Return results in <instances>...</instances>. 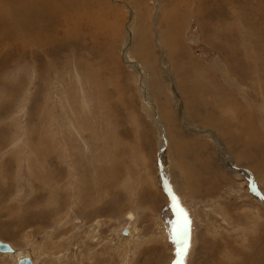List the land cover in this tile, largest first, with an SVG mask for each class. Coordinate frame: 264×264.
Returning <instances> with one entry per match:
<instances>
[{
    "label": "rangeland",
    "instance_id": "374dc122",
    "mask_svg": "<svg viewBox=\"0 0 264 264\" xmlns=\"http://www.w3.org/2000/svg\"><path fill=\"white\" fill-rule=\"evenodd\" d=\"M181 1L1 35L0 241L34 264H173L166 184L187 264H264V0Z\"/></svg>",
    "mask_w": 264,
    "mask_h": 264
},
{
    "label": "bare ground",
    "instance_id": "6f19581e",
    "mask_svg": "<svg viewBox=\"0 0 264 264\" xmlns=\"http://www.w3.org/2000/svg\"><path fill=\"white\" fill-rule=\"evenodd\" d=\"M76 1L77 0H0V37L3 34L2 38H6V40H13L16 36L13 34L12 31L16 27H20V28L24 29L25 31H28L29 33H31V32L34 33L36 31L35 27H36L37 23H40V25H41L40 29L35 34H37V36H40L41 40L43 38V40L45 41V38H47L48 36L53 35L52 32L56 28L55 22H57L56 21L57 14L59 12H61L62 10L72 9V7L74 5H77L79 3V2H76ZM212 1H214V0H212ZM225 1L227 2V0H219V4L217 6L218 7H223L225 5L230 4L231 7H233L234 3L232 4L231 2H235L236 3V0H229L228 4L223 5L222 3L225 2ZM175 4H173V6ZM177 4H179V2H177ZM212 4H214V3H212ZM85 5H86V3H84V6ZM170 5H172V4H170ZM184 5L187 6L186 9L191 11V8H192L193 5L197 6L198 9H199V8H202L203 4H202V0H186ZM205 8H207V7H205ZM205 8H203V9H205ZM209 8H208V10H209ZM214 8H216V7H214ZM224 8L225 7H223L222 10H224ZM239 8H241V7H239ZM78 12H77V14H78ZM219 12H221V10ZM219 12H217V13H219ZM209 14H211V13H209ZM213 14H215V13H213ZM246 15H247V13H246ZM205 16L207 17V15H205ZM224 16H226V15H224ZM74 18H75L76 21L79 20V19H77V16H76V17H72V21H73ZM239 18L241 19L240 16H239ZM80 19H81V17H80ZM243 19H245V18H243ZM69 20H70V18H67L66 22H68ZM246 21H247V19H246ZM249 28H251V26ZM63 31L67 32V30H63ZM46 32H47V34L44 35V33H46ZM2 40H0V41H2ZM6 40H5V42H6ZM3 42H1V44ZM0 46H3V48L6 47L4 44L0 45ZM132 215L133 214L130 213L129 217H131ZM0 251L2 253L5 252L4 254H7V255L16 254L17 257H18V261L20 259H22V258H25V257H29L30 258V255H26V254H23L22 252L15 251V249L9 243L3 242V241H0ZM31 261H32V259H31ZM32 263H33V261H32Z\"/></svg>",
    "mask_w": 264,
    "mask_h": 264
},
{
    "label": "snow or ice",
    "instance_id": "6c2138e0",
    "mask_svg": "<svg viewBox=\"0 0 264 264\" xmlns=\"http://www.w3.org/2000/svg\"><path fill=\"white\" fill-rule=\"evenodd\" d=\"M164 190L170 198V207L177 216L171 233V240L176 247V259L173 264H187V258L191 253V219L172 188L166 184Z\"/></svg>",
    "mask_w": 264,
    "mask_h": 264
},
{
    "label": "water",
    "instance_id": "95a60500",
    "mask_svg": "<svg viewBox=\"0 0 264 264\" xmlns=\"http://www.w3.org/2000/svg\"><path fill=\"white\" fill-rule=\"evenodd\" d=\"M18 264H33L29 257H25L19 260Z\"/></svg>",
    "mask_w": 264,
    "mask_h": 264
}]
</instances>
